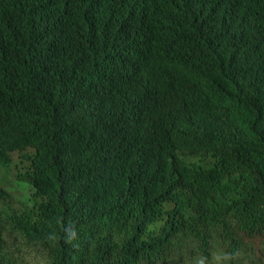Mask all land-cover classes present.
Returning a JSON list of instances; mask_svg holds the SVG:
<instances>
[{"label":"trees","instance_id":"1","mask_svg":"<svg viewBox=\"0 0 264 264\" xmlns=\"http://www.w3.org/2000/svg\"><path fill=\"white\" fill-rule=\"evenodd\" d=\"M0 264L264 261V0H0Z\"/></svg>","mask_w":264,"mask_h":264},{"label":"rangeland","instance_id":"2","mask_svg":"<svg viewBox=\"0 0 264 264\" xmlns=\"http://www.w3.org/2000/svg\"><path fill=\"white\" fill-rule=\"evenodd\" d=\"M15 163L11 168L0 166V185L6 188L17 199H26L30 195V188L26 184H20L15 177ZM25 264V263H24ZM27 264H45L39 256H34ZM264 264V261L260 262Z\"/></svg>","mask_w":264,"mask_h":264}]
</instances>
